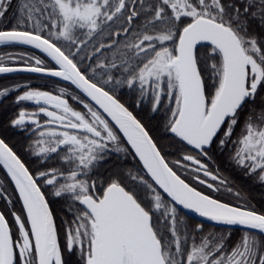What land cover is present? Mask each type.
I'll use <instances>...</instances> for the list:
<instances>
[{"label": "snow or ice", "instance_id": "snow-or-ice-1", "mask_svg": "<svg viewBox=\"0 0 264 264\" xmlns=\"http://www.w3.org/2000/svg\"><path fill=\"white\" fill-rule=\"evenodd\" d=\"M0 81V264H264V0H0Z\"/></svg>", "mask_w": 264, "mask_h": 264}, {"label": "flooded vegetation", "instance_id": "flooded-vegetation-1", "mask_svg": "<svg viewBox=\"0 0 264 264\" xmlns=\"http://www.w3.org/2000/svg\"><path fill=\"white\" fill-rule=\"evenodd\" d=\"M1 82H3V81H1ZM237 179H239V177ZM251 191H252L253 195H256V196L259 195V190L258 189H251Z\"/></svg>", "mask_w": 264, "mask_h": 264}, {"label": "trees", "instance_id": "trees-1", "mask_svg": "<svg viewBox=\"0 0 264 264\" xmlns=\"http://www.w3.org/2000/svg\"><path fill=\"white\" fill-rule=\"evenodd\" d=\"M1 82V81H0Z\"/></svg>", "mask_w": 264, "mask_h": 264}]
</instances>
